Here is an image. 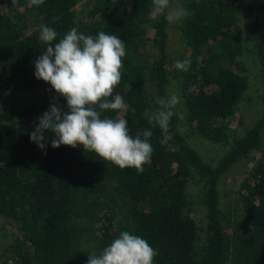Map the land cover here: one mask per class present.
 <instances>
[{
	"label": "trees",
	"instance_id": "16d2710c",
	"mask_svg": "<svg viewBox=\"0 0 264 264\" xmlns=\"http://www.w3.org/2000/svg\"><path fill=\"white\" fill-rule=\"evenodd\" d=\"M245 1L185 3L193 15L186 17L184 37L197 57H202V63H197V57L192 60L181 83L186 114L194 123L195 132L213 142L227 139L225 120L247 88L246 78L225 66L227 53L221 47L222 41L236 31V12ZM23 3L24 0H0V10L5 7L10 12V15L0 14V87L44 88L50 94V101L0 111V216L17 225L14 253L19 264H84L77 256L74 219L85 172L91 182L95 181L94 174L105 173L114 181L115 191L126 198L127 210L118 232L112 231L115 211L102 219L97 241L99 251L117 238L118 233L129 231L146 239L157 250L154 264H227L231 246L222 223L218 181L236 161L260 147L264 112L235 140L233 148L211 165L177 130L180 128L177 116L172 117L165 133L159 127L152 128L143 115L157 109L158 97L169 96L168 22L164 16H158L152 23L153 42L158 51L150 66L154 76L153 101L147 98L144 64L132 39L137 20L151 0H103L96 18L85 22L76 18L77 0H44L40 6H32L35 24L28 33L19 31ZM41 25L54 28L58 39L76 27L86 35L95 36L99 31L116 34L125 42L127 54L123 58L122 79L113 97L121 95L128 107L119 113L107 111L103 116H125L133 136L137 130L152 131L150 143L154 151L143 173L137 174L134 168L121 169L95 153L84 151L82 146L61 145L54 149L51 132L44 133L48 140L45 150L30 142L38 117L51 103L66 110L64 98L50 84L34 76L33 62L47 47L38 39ZM252 27L262 69L264 106V46L260 42L259 22L254 21ZM193 176L202 181L201 202L206 217V237L200 250L196 245L199 228L187 194ZM240 199L246 219L234 247V264H264V161L257 163L243 180Z\"/></svg>",
	"mask_w": 264,
	"mask_h": 264
},
{
	"label": "rangeland",
	"instance_id": "374dc122",
	"mask_svg": "<svg viewBox=\"0 0 264 264\" xmlns=\"http://www.w3.org/2000/svg\"><path fill=\"white\" fill-rule=\"evenodd\" d=\"M189 0H172V5H180L185 8ZM103 0H77L74 10L76 18L85 22L94 19L102 8ZM30 0H24L20 7L23 23L19 31L30 32L35 24V15ZM262 9V10H261ZM5 7L0 14L10 15ZM237 29L225 41L221 47L227 53L225 66L241 73L247 82V88L237 102L233 113L225 120L227 139L224 142H213L199 136L187 114L184 119H179V127L184 129L183 134L188 143L195 148L202 158L209 164L215 165L234 146L235 140L241 138L255 122L261 118L264 112L262 103L263 80L262 69L259 61L255 32L252 27L254 21L260 24V42L264 46V0H246L236 12ZM158 16L152 10V3L139 16L134 27L132 39L136 44V52L139 53L140 61L144 64L146 78V92L149 101L154 99V76L150 71L153 60L158 57L156 45L153 42L154 29L152 23ZM186 18L177 22L169 23L167 26L168 40L166 43V54L168 57L169 83L168 95L176 94L181 98V103L175 109L178 113H186L185 101L181 88L182 80L186 72L178 71L175 63L178 60L197 57V53L187 44L183 28ZM213 45H216L215 43ZM49 92L40 87L10 89L0 87V111L5 109H19L36 103L48 104ZM263 142L258 148L252 149L246 156L236 161L218 181L219 205L222 215V223L225 226L227 237L230 241L231 250L227 264H234V247L238 235L245 225V215L242 210L240 199V187L243 180L255 168L256 164L264 161V132ZM85 172L81 179V188L77 195V214L75 215V226L77 233V256L84 264H87L88 255L99 254L97 241L100 235L102 219L115 211L112 231L118 232L120 225L124 222L127 210L126 198L115 191L114 181L104 175L94 174L95 181L91 182ZM102 177L103 180L97 178ZM188 199L192 209L193 217L199 228L196 245L201 249L206 237V217L203 203L202 181L193 176L187 187ZM110 206L108 209L107 207ZM119 233L117 234V236ZM18 237L17 225L14 221L0 216V264H19L18 257L14 253V244Z\"/></svg>",
	"mask_w": 264,
	"mask_h": 264
},
{
	"label": "clouds",
	"instance_id": "9594fccd",
	"mask_svg": "<svg viewBox=\"0 0 264 264\" xmlns=\"http://www.w3.org/2000/svg\"><path fill=\"white\" fill-rule=\"evenodd\" d=\"M43 2L30 0L34 6ZM151 3L153 12L164 16L169 23L193 15L183 6H173L172 0H151ZM38 39L47 47L33 62L34 76L50 84L55 93L64 98L66 110L51 103L38 117L29 136L30 142L39 150H45L48 140L44 133L51 132L54 149L61 145L82 146L84 151L95 153L101 160L121 169L134 168L137 174L143 173L154 151L150 143L152 131L137 130L133 136L125 116H103L107 111L124 112L128 107L121 95L113 97L122 79L123 58L127 54L125 42L116 34L99 31L95 36L86 35L76 27L58 39L57 31L47 25L40 26ZM196 59L197 63H202V57ZM191 65L192 60L186 58L176 61L175 68L187 72ZM180 103L181 98L176 94L158 97L157 109L145 111L143 115L152 128L159 127L167 133L174 115L181 120L185 118L186 113L175 111ZM157 254L146 239L121 231L99 254L88 255L87 264H154Z\"/></svg>",
	"mask_w": 264,
	"mask_h": 264
}]
</instances>
